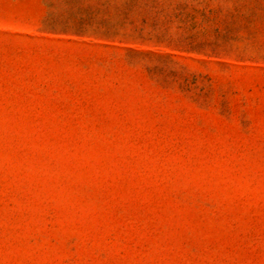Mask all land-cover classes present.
Wrapping results in <instances>:
<instances>
[{"label":"rangeland","instance_id":"rangeland-1","mask_svg":"<svg viewBox=\"0 0 264 264\" xmlns=\"http://www.w3.org/2000/svg\"><path fill=\"white\" fill-rule=\"evenodd\" d=\"M0 264H264V0H0Z\"/></svg>","mask_w":264,"mask_h":264}]
</instances>
